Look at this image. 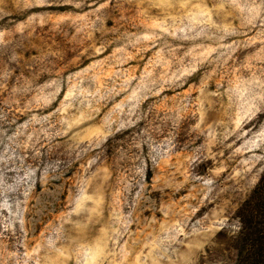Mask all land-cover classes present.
<instances>
[{
  "label": "rangeland",
  "instance_id": "obj_1",
  "mask_svg": "<svg viewBox=\"0 0 264 264\" xmlns=\"http://www.w3.org/2000/svg\"><path fill=\"white\" fill-rule=\"evenodd\" d=\"M263 169L264 0H0V264H264Z\"/></svg>",
  "mask_w": 264,
  "mask_h": 264
},
{
  "label": "trees",
  "instance_id": "obj_2",
  "mask_svg": "<svg viewBox=\"0 0 264 264\" xmlns=\"http://www.w3.org/2000/svg\"><path fill=\"white\" fill-rule=\"evenodd\" d=\"M255 205H259L260 208H264V169H263L262 175H261L258 183L253 188L250 196L244 201L242 207L239 209L238 216L241 218V213L243 212V213H245L246 216H248L249 219L253 218L252 213H253ZM254 239L255 238H253L252 241ZM252 245H253V243H252ZM259 257H261V256H259ZM245 264H259V261L257 259L255 260L253 258L247 259L245 261Z\"/></svg>",
  "mask_w": 264,
  "mask_h": 264
}]
</instances>
